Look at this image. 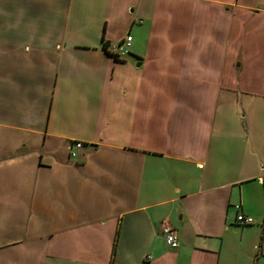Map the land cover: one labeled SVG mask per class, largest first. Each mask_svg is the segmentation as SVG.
Here are the masks:
<instances>
[{
    "label": "crops",
    "instance_id": "0c3cea01",
    "mask_svg": "<svg viewBox=\"0 0 264 264\" xmlns=\"http://www.w3.org/2000/svg\"><path fill=\"white\" fill-rule=\"evenodd\" d=\"M0 264H264V0H0Z\"/></svg>",
    "mask_w": 264,
    "mask_h": 264
},
{
    "label": "built area",
    "instance_id": "2783aa9c",
    "mask_svg": "<svg viewBox=\"0 0 264 264\" xmlns=\"http://www.w3.org/2000/svg\"><path fill=\"white\" fill-rule=\"evenodd\" d=\"M132 43V36L126 35L116 46L114 50V54L121 57L125 55L131 46ZM82 146L81 142H75L74 147L71 146L70 149V157L76 158L78 156L77 150L80 149ZM239 208V206H237ZM237 223L240 225H249L254 223V219L240 212L236 217ZM163 236L167 242V244L171 247L176 249L179 246V237L177 231L168 223L165 224L162 228Z\"/></svg>",
    "mask_w": 264,
    "mask_h": 264
}]
</instances>
